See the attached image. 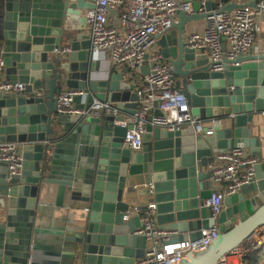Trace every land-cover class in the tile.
Segmentation results:
<instances>
[{
    "label": "water",
    "instance_id": "1",
    "mask_svg": "<svg viewBox=\"0 0 264 264\" xmlns=\"http://www.w3.org/2000/svg\"><path fill=\"white\" fill-rule=\"evenodd\" d=\"M71 1L0 0V83L24 84L22 91L0 90V142L17 143L23 158L17 173L0 161L5 207L0 216V264H39L35 223L44 203V184L51 183L71 193L79 213L77 236L66 239L58 259L48 264H131L142 258L148 241L135 233L140 217H125L136 179L152 181L157 223L176 233L173 241L199 239L201 230L213 223L205 205L214 192L210 165L222 151L249 148L258 159L254 178L224 198L219 237L179 262L218 264L252 229L264 225V157L256 122L264 114V53L223 58L222 69L215 70L205 52L186 45L185 34L190 23L214 12L244 4L257 7L256 2L186 0L192 2V12L178 11L171 28L155 36L192 115L214 122L213 131L196 132L193 124L173 130L147 124L142 149L133 151L123 146L129 126L115 121L136 113V87L125 78L127 70L99 75L89 35L72 25L76 13ZM140 70L145 74L148 66ZM64 87L85 93V101L75 104L79 110L108 102L122 115L104 110L60 113L57 93ZM141 194L147 195L145 188ZM244 213L249 217L237 222Z\"/></svg>",
    "mask_w": 264,
    "mask_h": 264
},
{
    "label": "built area",
    "instance_id": "2",
    "mask_svg": "<svg viewBox=\"0 0 264 264\" xmlns=\"http://www.w3.org/2000/svg\"><path fill=\"white\" fill-rule=\"evenodd\" d=\"M206 0H200L204 4ZM250 0H245L248 2ZM257 7L244 4L230 12H214L201 30H193L186 38V45L205 52L214 62L213 69L221 70L223 58H234L255 46L261 31L259 15L264 10V0H253ZM124 7L125 10H117ZM203 8H201L202 10ZM192 12V2L186 0H95L84 18V28L91 41V50L107 52L113 65L125 66V78L133 83L139 96L135 114H123L108 102L96 101L91 110H79L74 98L85 93L78 89L62 88L57 93L60 113L93 114L104 110L115 116L122 115L116 124L129 126L123 146L139 151L147 124L169 130L193 124L196 132L211 134L213 125L192 115L187 100L177 86L172 65L167 62L160 48H156V35L165 34L177 20V13ZM2 60L0 59V66ZM148 66L142 73L141 67ZM24 89L20 82H1L0 90L18 92ZM159 102V105H157ZM156 110L162 114L155 113ZM212 123V122H211ZM212 126V127H210ZM0 161L8 164L10 173H17L23 166L20 146L15 142H0ZM257 157L243 147H233L216 155L210 165L214 192L205 205L211 209L213 223L201 230L194 241H173V232L166 231L157 223L150 180L140 182L135 188L146 189L150 202L135 205L125 216H139L141 225L136 234L147 238L145 255L131 264H178L186 254L206 248L220 235L218 216L224 206V198L237 193L248 184L255 174ZM214 186V187H213ZM257 246L264 247V225L260 230ZM249 249L234 248L222 257L218 264H244L243 257Z\"/></svg>",
    "mask_w": 264,
    "mask_h": 264
},
{
    "label": "crops",
    "instance_id": "3",
    "mask_svg": "<svg viewBox=\"0 0 264 264\" xmlns=\"http://www.w3.org/2000/svg\"><path fill=\"white\" fill-rule=\"evenodd\" d=\"M243 2L245 0H242ZM72 5L74 12L76 13L75 19L72 22L73 27L77 31L86 32L84 28V18L86 12L89 8L93 7L94 2H86L85 0H72ZM117 10L123 11L124 7H121ZM4 10L0 6V24L3 20ZM260 23H261V31L258 34L255 46L252 47L249 51L244 54H249L253 52H263L264 53V10L259 15ZM205 20H200L197 22H192L187 26V32L185 34V38L193 30H201L203 27ZM156 48H159L156 46ZM94 59L99 62L100 70L99 75L104 76L109 71H124L125 66L113 65L109 55L104 51H95ZM125 76V74H124ZM177 86L180 87V84L177 81ZM65 88V87H64ZM85 96L82 98L76 99L75 104H80L85 101ZM256 122L259 126V136L261 138L260 150L262 152V156L264 157V114L261 115ZM222 126H225V122H220ZM213 122H207L205 126L212 125ZM227 126V125H226ZM250 152L249 148H245ZM147 181L142 179H136L134 183H132V187L135 189L133 194L126 199V201L130 204V208L135 205H143L150 202V198L147 195H142L143 187L139 186L135 188L136 184L140 182ZM44 192L42 194V210L37 215V220L35 223L36 229V247L38 250V262L39 264H48L50 262H54L58 259L59 253L62 251L65 242H68L66 239H74L78 234L77 230V219L79 210H76L74 207L79 205L77 200L72 198V195L69 191H65L61 185L51 183L44 184ZM214 187V186H213ZM68 190V189H67ZM247 197V196H246ZM5 207L2 205V199L0 197V216L4 215ZM249 215L243 214L241 218L237 219V222L240 220H245ZM1 218V217H0ZM262 227H255L252 229L250 233H248V238H244L240 243L239 247L243 249H251L255 248V244H258L261 238L260 230ZM176 233H174L175 235ZM257 246V245H256ZM187 255V254H186ZM186 255L184 257H186ZM179 264V263H178Z\"/></svg>",
    "mask_w": 264,
    "mask_h": 264
},
{
    "label": "trees",
    "instance_id": "4",
    "mask_svg": "<svg viewBox=\"0 0 264 264\" xmlns=\"http://www.w3.org/2000/svg\"><path fill=\"white\" fill-rule=\"evenodd\" d=\"M243 261L244 264H264V247L249 249Z\"/></svg>",
    "mask_w": 264,
    "mask_h": 264
}]
</instances>
